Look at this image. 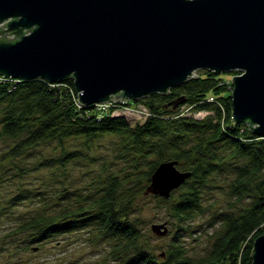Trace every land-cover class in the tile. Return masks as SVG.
<instances>
[{
    "label": "trees",
    "instance_id": "obj_1",
    "mask_svg": "<svg viewBox=\"0 0 264 264\" xmlns=\"http://www.w3.org/2000/svg\"><path fill=\"white\" fill-rule=\"evenodd\" d=\"M222 76L197 70L195 78L165 93L126 102L140 104L147 112L143 121L131 124L124 116L112 115V108L122 102L104 111L80 104L72 77L48 83L0 75V138L11 141L4 157L15 169L22 167L19 159L40 145L80 139L82 146H90L105 136L116 138L115 159L121 162L119 173H96L80 190L61 187L54 193L61 202L30 211L17 232L28 243L42 244L84 230L95 242H108L109 256L120 264H251L253 240L264 231V135L232 119V85ZM184 106L205 115L185 114ZM79 153L65 151L40 164L57 170L60 177V170ZM168 162H176V169L189 176L167 197L153 195L168 205L177 228L165 248L155 253L139 223L136 199L151 192L153 173ZM217 189L226 194L228 206L212 215L210 226L218 227L211 232L209 250L189 256L179 231L189 233L188 226L207 206L205 199ZM33 195L20 191L15 198Z\"/></svg>",
    "mask_w": 264,
    "mask_h": 264
},
{
    "label": "water",
    "instance_id": "obj_2",
    "mask_svg": "<svg viewBox=\"0 0 264 264\" xmlns=\"http://www.w3.org/2000/svg\"><path fill=\"white\" fill-rule=\"evenodd\" d=\"M202 69L241 71L232 119L264 135V0H0V75L72 77L84 106L165 93ZM175 164L157 167L151 192L167 197L189 176ZM250 257L264 264V231Z\"/></svg>",
    "mask_w": 264,
    "mask_h": 264
},
{
    "label": "rangeland",
    "instance_id": "obj_3",
    "mask_svg": "<svg viewBox=\"0 0 264 264\" xmlns=\"http://www.w3.org/2000/svg\"><path fill=\"white\" fill-rule=\"evenodd\" d=\"M7 36L13 37L12 34ZM240 73L241 71H234L231 75L230 72H224L222 80L230 86L231 77ZM125 105L126 107L112 108V115L124 116L131 124L144 120L147 112H144L140 104ZM182 108L185 114L196 118L205 115L204 112L193 113L185 106ZM115 141L116 138L105 136L100 137L90 146H82L80 139L65 141L62 144L64 148H61L62 145H40L37 150L19 159L23 164L21 169L17 170L12 165L13 161L4 157V152L11 141L0 138V264H120L118 260H113L109 256L108 242H95L84 230L58 235L42 244L28 243L25 235L16 230L23 216L32 213L30 211L40 208L41 205L48 208L54 202H61L54 195L61 187L69 185L67 187L69 190H80L96 173H104L106 170V172L119 173L121 162L115 159ZM76 150L80 152L78 157L60 170V177H56L57 170L52 172L53 168H45L40 164L41 159L61 156L65 151ZM26 189H30L35 195L27 199L15 198L20 191L29 196L31 192H27ZM38 191L42 192L37 193ZM223 192L219 189L214 190L211 198L205 199L204 204L207 206L204 207V212L188 226L189 233L179 231L189 256H202L209 250L212 242L211 232L218 227V225L210 226L212 215L225 210L228 206L226 194ZM154 194L158 195L153 192H143L137 197V217L143 232L149 236L152 250L159 253L165 248L177 228L168 212V205L154 198ZM158 196L163 197V195ZM156 225L161 227L153 231L152 226ZM163 230L165 233L160 234Z\"/></svg>",
    "mask_w": 264,
    "mask_h": 264
},
{
    "label": "built area",
    "instance_id": "obj_4",
    "mask_svg": "<svg viewBox=\"0 0 264 264\" xmlns=\"http://www.w3.org/2000/svg\"><path fill=\"white\" fill-rule=\"evenodd\" d=\"M126 103H123L121 106H124V107H126V105H125ZM112 105H118L117 103H96V104H94V106L93 107H95L97 110H99V111H104V110H107L108 108H110V106H112ZM119 107H120V105H118ZM129 107V106H128ZM143 108V110H145L144 112L146 113V109L144 108V107H142ZM147 114V113H146Z\"/></svg>",
    "mask_w": 264,
    "mask_h": 264
},
{
    "label": "bare ground",
    "instance_id": "obj_5",
    "mask_svg": "<svg viewBox=\"0 0 264 264\" xmlns=\"http://www.w3.org/2000/svg\"><path fill=\"white\" fill-rule=\"evenodd\" d=\"M170 180H171V179H165L164 181H162L161 184L164 186V185H166L168 182L170 183ZM163 183H164V184H163ZM167 185H168V184H167Z\"/></svg>",
    "mask_w": 264,
    "mask_h": 264
}]
</instances>
